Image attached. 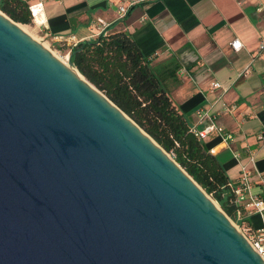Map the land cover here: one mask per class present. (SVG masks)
<instances>
[{
  "label": "water",
  "instance_id": "water-1",
  "mask_svg": "<svg viewBox=\"0 0 264 264\" xmlns=\"http://www.w3.org/2000/svg\"><path fill=\"white\" fill-rule=\"evenodd\" d=\"M67 60L0 10V264H264Z\"/></svg>",
  "mask_w": 264,
  "mask_h": 264
},
{
  "label": "crops",
  "instance_id": "crops-1",
  "mask_svg": "<svg viewBox=\"0 0 264 264\" xmlns=\"http://www.w3.org/2000/svg\"><path fill=\"white\" fill-rule=\"evenodd\" d=\"M26 1L43 3L47 27L42 32L65 49L66 56L110 25L131 33L153 57L155 71L192 125L203 130L210 122L198 119V108L219 112L215 121L233 141L213 133L204 143L214 150L232 182L240 176V162L248 163L256 154V165L249 164L250 181L253 192L264 200L257 173L264 172L259 139L264 134V0H139L129 5L124 18L119 6L127 0ZM234 39L242 41L240 51L232 47ZM217 82L221 86L214 88ZM242 223L252 228L262 224L257 215L246 216Z\"/></svg>",
  "mask_w": 264,
  "mask_h": 264
},
{
  "label": "trees",
  "instance_id": "trees-1",
  "mask_svg": "<svg viewBox=\"0 0 264 264\" xmlns=\"http://www.w3.org/2000/svg\"><path fill=\"white\" fill-rule=\"evenodd\" d=\"M0 9L16 22H33L26 0H0ZM113 26L74 46L72 63L237 221L239 207L233 203L232 181L223 164L192 131L189 115L171 97L152 65L153 57L143 52L131 33Z\"/></svg>",
  "mask_w": 264,
  "mask_h": 264
},
{
  "label": "built area",
  "instance_id": "built-area-1",
  "mask_svg": "<svg viewBox=\"0 0 264 264\" xmlns=\"http://www.w3.org/2000/svg\"><path fill=\"white\" fill-rule=\"evenodd\" d=\"M137 1L139 0H127L126 4L120 5V18H124L128 12L129 5L134 4ZM30 13L33 23L37 27H39L40 31L47 27L45 7L42 2L30 5ZM100 22L103 23L102 21ZM232 47L236 51H240L243 48V43L240 39H234L232 41ZM261 48H264V44L261 45ZM220 86L221 84L219 82L214 84V88ZM233 108H235V105L231 108L226 107L227 110ZM196 114L200 121L204 119L210 120V122L204 127L203 130H199L195 125L192 126V131L198 138L204 141L209 135L218 133L225 142L233 141V136L226 133L224 127L218 125L215 121L219 112L215 113L211 111V109L201 107L197 109ZM259 139L261 140L264 148V134H261L259 136ZM211 153L214 154V150H211ZM236 157L239 158L238 155H236ZM256 163L257 157L254 153L250 155L248 163L240 162V176L236 182L230 183V187L232 188V191L234 193L233 203L239 207L237 222H242L246 216L249 218L251 216L257 215L261 219L262 224L258 228H252L250 226L246 227L243 225L242 230L240 227L238 229L241 230V233L245 236L254 250L264 260V200L260 197L259 194L253 192V186L250 181L251 171L249 168V164L256 165ZM257 173L262 182L261 186H264V172H260L257 170ZM243 214L246 216L242 217Z\"/></svg>",
  "mask_w": 264,
  "mask_h": 264
},
{
  "label": "rangeland",
  "instance_id": "rangeland-1",
  "mask_svg": "<svg viewBox=\"0 0 264 264\" xmlns=\"http://www.w3.org/2000/svg\"><path fill=\"white\" fill-rule=\"evenodd\" d=\"M1 10V9H0ZM2 11V10H1ZM7 15V14H6ZM8 16V15H7ZM19 25L28 33H30L33 37L37 38V40L41 41L42 43H44V45L46 47H48L50 50H52L58 57H60L63 61L67 59L68 56H66L68 53H66L65 49H59L58 46L50 41V39L48 37H46L44 35V33L42 31H40L39 27H37L33 22L31 24H23L18 22ZM66 56V57H65ZM210 196V195H209ZM211 197V196H210ZM211 199L217 204V206L219 208H221L220 204L213 198L211 197ZM222 209V208H221ZM223 210V209H222ZM224 211V210H223ZM229 217V216H228ZM230 218V217H229ZM233 223L237 226V228H243V225L241 224V222H237L235 220H233L232 218H230ZM240 230V229H239ZM240 230V231H241Z\"/></svg>",
  "mask_w": 264,
  "mask_h": 264
},
{
  "label": "bare ground",
  "instance_id": "bare-ground-1",
  "mask_svg": "<svg viewBox=\"0 0 264 264\" xmlns=\"http://www.w3.org/2000/svg\"><path fill=\"white\" fill-rule=\"evenodd\" d=\"M36 39H37V38H36ZM43 44H44V43H43ZM67 59H68V57H67ZM67 59H66V60H64V61H65V62H68V60H67Z\"/></svg>",
  "mask_w": 264,
  "mask_h": 264
}]
</instances>
